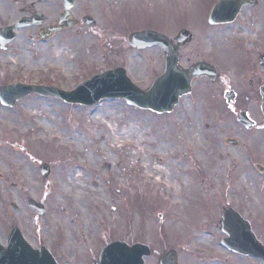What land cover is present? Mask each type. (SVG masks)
<instances>
[{"label": "rangeland", "instance_id": "obj_1", "mask_svg": "<svg viewBox=\"0 0 264 264\" xmlns=\"http://www.w3.org/2000/svg\"><path fill=\"white\" fill-rule=\"evenodd\" d=\"M218 1L79 0L77 16L90 13L94 27L82 23L68 31L51 56H38L37 50L0 59V82L71 90L96 73L124 66L144 88L161 73L163 53L132 48L129 34L152 28L174 38L186 28L194 40L182 49V65L210 61L223 76L212 86L196 79L192 94L168 115L124 100L88 108L30 96L15 108L0 104L1 242L18 225L60 264H93L115 239L149 244L156 255L148 264L171 249L178 251L180 264H262L223 247L221 214L235 208L264 243V173L257 170L264 166V118L248 64L256 55L253 20L264 22V0L255 9L244 8L233 24L213 26L207 18ZM228 90L240 98L235 106L224 97ZM243 105L257 122L253 130L237 120ZM230 139L239 145H230ZM157 159L164 160L161 177L153 166L144 168L145 161ZM44 162L52 167L47 180L40 171ZM156 178L168 187L156 186ZM30 198L45 205V217L28 206Z\"/></svg>", "mask_w": 264, "mask_h": 264}, {"label": "water", "instance_id": "obj_2", "mask_svg": "<svg viewBox=\"0 0 264 264\" xmlns=\"http://www.w3.org/2000/svg\"><path fill=\"white\" fill-rule=\"evenodd\" d=\"M247 4H249L247 0H221L214 8L210 22L233 21L240 9ZM69 8L70 6L67 5V9ZM177 40L176 45L166 35L150 30L136 32L130 36V43L135 47L146 48L159 45L167 54L165 72L156 78L147 90L134 84L126 69L119 67L97 74L71 91L43 85L17 84L0 88V99L6 105H14L17 100L37 93L61 98L68 103L90 106L98 104L102 99L123 98L130 105L142 109H150L158 113L171 112L178 104L180 97L191 93L194 78L208 75L215 79L217 76L215 69L207 62L195 63L190 68L180 65V49L183 45L192 42L193 33L183 29L179 32ZM239 119L248 127L253 124L246 113H241ZM41 170L45 178L50 175L48 164H43ZM29 205L39 214L44 215L45 210L42 204L30 200ZM223 230L229 235L223 240L224 246L239 253L261 257L264 260V246L257 240L250 224L232 209L224 211ZM149 255L151 251L147 245L138 243L129 246L124 242L114 241L103 249L98 264H144V256ZM0 264L58 263L45 246L39 249L34 248L26 241L20 228L13 227L7 237V244L3 245L0 242ZM159 264H179L176 251L171 250L161 257Z\"/></svg>", "mask_w": 264, "mask_h": 264}, {"label": "flooded vegetation", "instance_id": "obj_3", "mask_svg": "<svg viewBox=\"0 0 264 264\" xmlns=\"http://www.w3.org/2000/svg\"><path fill=\"white\" fill-rule=\"evenodd\" d=\"M78 3L79 0H75L73 7L71 9V15L68 18V22L74 21L76 24L75 27L80 26L82 23H84L85 25L87 24L96 25L97 23L95 20H93L92 17H91L92 19L86 18V16L91 15L90 13L81 14L80 17L77 16L76 10L78 8ZM261 3L259 4L258 2L259 4L258 6H260ZM257 7H254L252 9H255ZM64 11H65V0H0V59L3 57H7V58L21 57L24 54H28V53L33 54V52L35 53L37 50H38V54H37L38 56H40L41 54L43 57V53L47 54L48 56H51L52 50L56 51L59 48L60 39H62V37L65 36V34L68 31L72 30L65 28L56 33H52L51 31V28L57 27L60 24L61 16L64 13ZM22 21L25 22V25L23 27H17L18 24ZM253 21H254L255 31L257 30V33L253 35L255 38L254 39L252 38L253 39L252 43L254 44L256 55H253L249 58L248 64H249V68L250 69L252 68L253 72L256 75V80L258 81L257 86L259 89V94L261 95V90L262 88H264V75L262 74V72L264 71V41L262 40V35L264 33V30L262 31V28L264 27V22L263 21L257 22L255 20ZM8 28L9 29L12 28V29L6 31L5 29ZM53 44L55 45L54 49H53ZM162 53H163L162 67L164 68L165 55L163 51ZM255 75L253 76L252 74V77L255 78ZM222 78H223L222 74L218 73V76L215 80L211 78H208L207 80L212 86L213 84L220 82ZM16 81L17 80L14 79L9 81H1L0 86L9 85ZM27 83H31V82H27ZM254 83L255 82L252 79L250 81L251 86ZM208 88H211L213 90L214 92L213 97H214L215 91L213 87L209 86ZM248 89H250V87ZM228 91H232V90H228ZM225 94L224 97L227 103L231 106H233V104L235 106V104H237L238 101L240 100L237 94L234 95L233 93H231L230 97L228 96L227 93ZM244 97H245L244 103H247L249 97L246 96ZM230 98H231V102L228 100ZM261 100H262V96H261ZM211 101L214 102V98H211ZM20 102L16 104V107ZM237 111L241 112L247 110L243 105L239 107ZM254 122H255L254 126H256L257 122L255 120ZM155 255L156 254L154 252L150 258H152ZM148 259L149 258L146 259L145 264H148L147 261ZM93 264H95V262Z\"/></svg>", "mask_w": 264, "mask_h": 264}, {"label": "bare ground", "instance_id": "obj_4", "mask_svg": "<svg viewBox=\"0 0 264 264\" xmlns=\"http://www.w3.org/2000/svg\"><path fill=\"white\" fill-rule=\"evenodd\" d=\"M230 66L231 67H233L234 66V64L233 63H230ZM133 133V132H132ZM130 135L131 134H127V138H129L130 137ZM161 148H163L162 146H161ZM159 161V162H158ZM146 162V161H145ZM145 162H144V168L147 170V171H151V170H153L155 173H156V175H157V177H161L162 176V174L160 173V172H163L164 171V168H162L161 167V165L164 163V160L163 159H157V162H153V163H148V162H146V164H145ZM152 166L154 167L153 169H152ZM147 177H149V178H153V177H155V176H152V175H150V176H147ZM170 180V179H169ZM168 180V181H169ZM153 183L156 185V186H164V185H167L166 187H168V184L167 183H164L160 178H156V179H154V181H153Z\"/></svg>", "mask_w": 264, "mask_h": 264}]
</instances>
